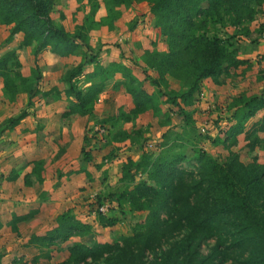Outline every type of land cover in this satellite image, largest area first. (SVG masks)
Listing matches in <instances>:
<instances>
[{
    "label": "trees",
    "instance_id": "16d2710c",
    "mask_svg": "<svg viewBox=\"0 0 264 264\" xmlns=\"http://www.w3.org/2000/svg\"><path fill=\"white\" fill-rule=\"evenodd\" d=\"M134 1L148 8L154 30L164 39L165 50L159 51L153 43L134 66L120 70L132 107L109 116L99 126L112 135L114 142L139 143L142 153L138 159L127 158L122 164L116 182L121 190L108 198L97 194L89 207L95 206L93 221L101 229L121 224L120 217L108 213L117 210L124 215V206L131 213H145V217L116 242L68 244L73 238L87 237L93 228L77 219L73 210L64 211L44 235L28 237L26 245L36 254L18 264L48 262L52 248L60 250L65 244V259L57 264H264V164L258 162L256 154L245 164L232 151L242 136L249 154L259 150L264 153V139L259 136L264 132V71H259L257 77L261 85L259 93L245 90L227 99L228 121L233 124L210 139L212 146L226 151L224 158H216L197 147L201 136L195 133L189 136L186 130L194 125L188 109L196 104L205 80L219 85V79L230 77L232 71L242 66L250 68V62L239 58L240 39L248 38L249 24L264 15V0H102L106 13L99 19L96 15L100 0H75L78 9L86 7L88 12L72 33L55 23L54 0H0V26L10 29L7 40L22 36L19 49L34 47V54L48 49L63 58L74 55L81 47L88 49V35L94 29H113L121 17L119 9ZM58 19L62 21L63 15ZM89 63H95L96 68L88 78H100V82L87 84L85 92L82 89L74 92L71 80L81 72L82 65L69 71L64 81L68 84L67 95H74L75 101L63 117L92 114L104 88L102 81L111 79L116 71L112 67L102 69L94 58ZM21 68L15 50L0 56L4 96L14 102L25 95L28 109L32 98L41 93V73L35 66L25 76ZM171 80L178 82V90L170 88ZM145 83L153 85L154 91L147 92ZM41 95L46 97L47 93ZM145 113L154 118L161 116L164 124H168L170 113L178 116L185 124L184 132L174 134L171 140L167 134L163 135L153 154L142 143V130L130 134L115 130L119 122L132 123ZM260 113L262 116L256 120ZM25 116L24 111L17 118H10L8 124L12 128ZM89 144L90 140L84 138L81 157L85 163L92 162L86 151ZM185 146L193 150L189 160L183 151ZM191 160L194 170L181 166ZM42 164L34 162L32 168L39 182L43 180ZM109 202L116 207L108 206L107 213H100L98 208ZM32 215H13L10 231L18 233V224ZM207 241L214 244L203 253L200 246Z\"/></svg>",
    "mask_w": 264,
    "mask_h": 264
},
{
    "label": "rangeland",
    "instance_id": "374dc122",
    "mask_svg": "<svg viewBox=\"0 0 264 264\" xmlns=\"http://www.w3.org/2000/svg\"><path fill=\"white\" fill-rule=\"evenodd\" d=\"M100 3L101 7L96 15L97 19L106 13L102 0H100ZM54 10L55 12L52 17L55 23L62 25L70 33L73 32L76 25L82 23L84 13L88 12L86 7L78 9V4L75 0H54ZM119 10L121 17L114 23L113 29L109 30L107 27H102L94 29L89 33L87 40L89 50L81 47L74 55L63 58L52 54L48 49L36 54H34V47L19 49L18 44L21 41V36H14L13 39L7 40L10 29L0 26V56L6 52L15 50L18 52V59L22 64V74L29 75L35 66L38 67V71L41 73L39 85L41 93L32 98L31 107L35 114L31 116L39 123L51 120L52 123L48 125L53 128L59 127L61 130L68 128L67 132L70 134L68 145L66 144L65 146L68 149L67 151L61 153L60 145L55 142L49 146V148L52 147L53 152L49 156L51 165H49L50 167L46 171L47 176L44 187L46 190H52L55 193L61 186L59 181L56 182V177L59 180H66L68 178L65 174L68 170L72 171L74 173L71 176L73 182L81 181L79 185L73 186L70 190L69 198L76 203L80 202L72 210L75 215L74 210L77 211L79 217L86 218L85 222H92L95 217V206H89L97 194L108 198L114 192L121 190L122 187L117 185L116 182L117 174L124 160L127 158L136 160L142 153L139 143L131 142L132 144H129L127 142L126 144L116 145L112 140V135H107L105 129H101L99 126L103 120H106L111 115H116L118 111L120 113L128 111L130 102L126 100L129 97L125 93V87L122 85L123 78L120 70L134 66L133 64L140 60L144 51L149 50L153 43L159 51L165 50L164 39L159 35L158 31L154 30L153 18L146 5L134 1L130 6L122 7ZM60 14L64 17L62 21L58 19ZM263 23L264 15L249 24L251 30L250 36L240 39L241 56L244 60L251 63L250 68L247 69L246 66H242L236 73L234 72L235 74L232 77L227 78L228 84H225L223 90L221 88L222 91H220V94H223L222 97L219 95L213 98L211 84H204L203 90L200 92L202 96L199 94L196 104L188 109L192 112L191 117L194 123L192 126H187L186 130L189 131V136H193L194 133L200 135L201 138L198 141L197 147L204 149L216 158L222 159L227 153L221 147L212 146L210 139L216 136L219 128H226L228 125L233 124V121H228L230 114L226 110L227 99L231 98L228 96L238 94L244 89L248 91L252 90L254 93L259 89L257 77L259 71H264V41L260 37ZM91 58H94L96 64L102 69L112 67L116 71L111 79L102 81L104 88L97 97V103L92 114L85 117H68L62 121L59 115L64 110H68L70 105L75 101L74 95L70 94V97L67 95L68 84L64 81L66 74L77 66L82 65L81 72L71 80L74 92L80 89L85 92L87 84H99L100 82V78H88L96 68L95 63H89ZM148 74L153 76L151 72H148ZM225 79L221 78L222 81ZM169 83L170 88L179 89L177 81L171 80ZM145 89L151 93L155 88L150 83H145ZM161 90L165 92L164 87H161ZM43 93H47V96L41 95ZM25 108L23 96L18 97L14 102L7 100L3 94L2 81L0 79V160L4 159L0 163L2 168L7 167L9 156L13 157L15 145L22 138L19 129H23L20 127L16 130H11L12 128L7 129L5 127H10L11 125L8 124V120L20 116ZM165 108H169L168 105H165ZM115 110H117L116 114H114ZM170 114L168 124H164L165 121L161 116L154 118L153 116L151 117V114H148L142 116L139 124L131 123L130 125H126L123 122H119L115 130L125 131L129 134L138 129L142 130V143L145 144L148 151L156 154L157 146L162 143L163 135L167 134L171 140L174 138V134L184 132V122L178 116L173 114L170 116ZM58 121L62 122L57 123ZM66 124H68V127ZM105 126L108 127V124ZM36 134L39 138L44 137L41 130H38ZM57 135L54 131V135L52 136L56 138ZM259 136L264 138V132H260ZM84 138L90 140L89 146L86 147V151L91 154L92 162L90 163L83 162L81 157V150L85 147ZM238 140V146L233 147L232 151L239 154L240 160L243 163H249L252 156L256 154L258 162L264 164V153L262 151L259 150L249 154L245 149L243 137L240 136ZM23 147L24 153L27 152L29 154L28 157H34L36 160L41 158V154L37 151L34 152L35 150L32 154L29 153L32 146L24 145ZM183 148L186 158L188 160L191 159L193 155L191 146ZM19 149L21 150V148ZM113 152L114 154L111 155ZM193 164L194 162L191 160V162H183L181 166L194 170ZM1 170L0 168V173ZM78 171H81V173ZM75 188H79L77 190L79 195L76 192H72L76 190ZM2 206H5L4 200L0 199V207ZM108 206L115 208L116 204L109 202ZM123 210L125 212L124 215L120 214L117 210L109 211L108 213L109 216L120 217L122 220L121 224L112 229H101L94 224L92 225L93 231L90 235L85 238H73L68 244L75 241L83 242L87 245L94 242L113 243L118 241L120 237L130 232L131 227L136 222L143 220L145 217V213L143 212H129L126 206L123 207ZM54 211L55 209L49 214H53ZM6 212L7 210H2L3 217ZM50 218L51 216H48L45 225L37 226V229H41L39 233L50 227V222L48 221ZM38 222L32 221L30 227L36 223L38 224ZM25 231V229H22V233ZM17 234L19 235V232ZM26 241L27 236H0V253H2L5 259L3 260V264H18L20 260L22 262L29 261L36 254V251L27 247ZM213 244V241H207L201 244L200 249L203 253H206ZM66 246L67 244L62 245L60 250L53 247L51 250V260L38 264H57L62 262L65 259L66 252L64 248Z\"/></svg>",
    "mask_w": 264,
    "mask_h": 264
},
{
    "label": "crops",
    "instance_id": "0c3cea01",
    "mask_svg": "<svg viewBox=\"0 0 264 264\" xmlns=\"http://www.w3.org/2000/svg\"><path fill=\"white\" fill-rule=\"evenodd\" d=\"M18 35H15V36H18ZM21 39H22V36H21ZM19 44H18V47H19ZM16 53L18 52L16 51ZM239 58L243 59L241 55ZM235 73L232 71L230 73L231 74L230 77H232L233 74ZM25 76H28V75H25ZM227 78L226 79L223 78L225 79L224 81L219 79L220 81L219 85L214 84L211 80H205L202 83L201 90H203L204 84H208V85L211 84V92H212L211 94L213 95V98L219 95L222 97L223 94L222 93L220 94V91L223 90V87L225 86V84H228L229 81L227 80ZM215 90H216V93H215ZM260 90H261V85L259 84V89L255 93H259ZM218 91H219V94H218ZM243 91H245V89ZM241 92H239L238 94L230 95L228 97L238 96ZM20 96L24 97L25 106H26L27 97L25 95H20ZM126 100L130 102V105L128 108L129 110L132 107V101L130 97L127 98ZM24 111L26 112V116L24 117V119L19 121V123L16 126L12 127L11 129V130H14V129L16 130L17 128L22 127L23 129H19L22 135V138H20L19 142L16 143L15 145L13 157L9 156L10 158H8L9 163L7 167L2 168L0 164V168L2 169L0 173V194H1L0 199L4 200V205H5V206L0 207V236H27V239H28V237L33 234L38 235V236L44 235L47 231H49L50 229L54 227L55 220L58 215L62 214L64 211H68L70 209L72 210L73 208H75L74 206L76 204L80 203V202L79 203L74 202L69 197H70V192H71L70 190L72 189V187L77 184L79 185V182L81 181L73 182V180L71 179V176L74 175V173L68 170L67 173L65 174V176L68 179L59 180L56 177V182L59 181L61 185L60 188L57 189L56 191L57 193L55 192L56 194L52 190H49V191L46 190V188L44 187V182L47 176L46 171H47V168L50 167L49 165H51L50 164L51 160L49 159V156H51L53 152L52 147L49 148V146H51V144L55 142L60 145L59 147L61 148L60 149L62 151L61 153H63L64 151H67L68 149L65 146L66 144L68 145L70 134L69 132H67L68 128L61 130L59 127L53 128L50 125H48L52 123L51 120H48V121L45 120V122L43 121V123H39L37 122V120H34L33 117L31 116L35 114V112H33L32 110V107H29L27 109V106H26ZM66 111L67 110H64V112ZM63 113L59 115L60 120L62 121L63 119L68 118V117H63L62 115ZM116 113H117V110H115L114 114ZM148 114L150 115V113H145L143 115L138 116L137 119L134 120L132 123L139 124L141 122L142 116L148 115ZM261 116H262V113H260V115H257L255 119L258 120ZM62 121H58L57 123H61ZM130 124L131 123H128L126 125H130ZM66 125L68 127V124ZM227 127L221 128V130H225L227 129ZM38 130L42 131V133L44 134V137L39 138L37 137V134L35 135V133L38 132ZM54 131L56 132V134H58L56 138L52 136L54 135ZM218 132H220V128ZM218 132L216 134L217 137H218ZM127 142L129 141L126 140L125 142H114V143H116L117 145V144H126ZM24 145L32 146L30 148L29 153L32 154V152L35 150L34 152L37 151L38 153L41 154V158L36 160L34 157L33 158L28 157L29 154L27 152L24 153V147H23ZM17 147L21 148V150ZM3 160L4 159L0 160V163ZM38 161H41L43 163L42 172H41V176H42L41 178L43 179L42 182H39V178H37V174H35V172L32 171L33 163L38 162ZM78 172L81 173V171H78ZM82 173L84 174V172ZM10 179H12V181H10ZM75 189L76 190L72 192H76L77 195H79V192L77 191L79 188H75ZM3 209L7 210L4 217L2 214ZM54 209H55L54 211L55 214L54 213L49 214ZM74 211L76 213V215L75 214L74 215L76 216L77 219H79L82 222L86 221V218L79 217L77 215V211L76 210ZM29 213H33L32 217L27 219L22 224H18L17 228H18L19 235L17 233H12L9 229V223L11 222L13 215L24 216ZM48 216H51V218L48 220L50 222V227L43 230L42 233H39L41 229L40 230L37 229V226L45 225L46 224L45 221L48 219ZM34 220L39 221L38 224L36 223L34 226L30 227V223H32V221ZM86 223L91 224V226L96 224L94 221L92 222L87 221ZM22 229H25L27 232L25 231L24 233H22ZM3 260L5 259L3 258Z\"/></svg>",
    "mask_w": 264,
    "mask_h": 264
},
{
    "label": "built area",
    "instance_id": "2783aa9c",
    "mask_svg": "<svg viewBox=\"0 0 264 264\" xmlns=\"http://www.w3.org/2000/svg\"><path fill=\"white\" fill-rule=\"evenodd\" d=\"M260 37H261V39L264 41V23H263V26H262V28H261ZM200 96H202V94H200ZM98 211H99L100 213H102V214L107 213V211H108V205L105 204V205L99 207V208H98Z\"/></svg>",
    "mask_w": 264,
    "mask_h": 264
}]
</instances>
